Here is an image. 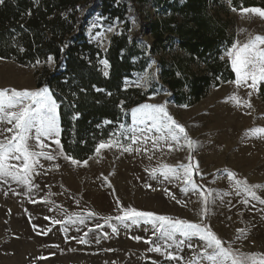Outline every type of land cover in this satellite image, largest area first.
<instances>
[{
  "label": "rangeland",
  "instance_id": "374dc122",
  "mask_svg": "<svg viewBox=\"0 0 264 264\" xmlns=\"http://www.w3.org/2000/svg\"><path fill=\"white\" fill-rule=\"evenodd\" d=\"M82 2H88L83 11L84 34L87 41L103 54L98 60L103 73L105 70L109 73L110 65L108 62L109 66L105 69L100 61L107 60L106 54L115 37L125 36L129 44L136 38L146 48L144 69L134 71L124 79V89H137L140 96L146 95V98L128 109V122L112 125L104 123V126H112L109 137L104 142L111 138L112 133L121 131V124L125 128L143 127L133 125L131 109L144 103L166 104L169 114L185 127L189 137L196 142L194 150L191 151L194 161L199 165V175L194 174L195 181L201 186V190H213L205 223L222 240L234 242L233 247L240 248L243 252L264 253V211H261L264 210V204L251 200L248 207H244L240 203L242 195H236L234 182L227 178V171H232L237 174V179H247L249 184L264 185V138L244 135L246 130L264 127V83L260 84L259 92L250 98L247 96L248 89L242 88L238 92L242 99H250L252 108L243 105L236 107L231 101L225 102L234 91V85L227 82L235 79L230 59L226 55L227 49L237 39L244 42L249 34L264 35V19L252 13H243L242 9H264V0H238L237 7H234L233 0L210 3V15L226 23V32L231 43L224 44L218 56L209 59L211 64L216 65L219 62L223 65L219 75L214 76L208 65L200 60L192 65L194 72L210 77L212 85L199 101L191 103L189 97L188 103L182 104L177 103L175 94L164 87L161 77L162 62L169 69L177 58L185 55L177 42L173 47L149 57V49L153 44L149 23L164 19L169 13L164 14L157 9L153 0ZM183 2L180 1L181 4ZM246 2L254 5L246 6ZM106 4H110L108 6H111V11L118 9L122 14L125 8L124 19L120 15L114 17L110 13L106 14L103 9ZM109 28L113 30L108 31ZM49 57L53 58L51 64L48 62ZM49 57L32 63H21L16 58L0 56V89L38 90V80L43 71H53L55 68L54 57ZM141 60L142 57L132 59L135 64ZM229 72L232 73L231 78ZM137 82L140 86H137ZM183 91L189 96V88L185 87ZM52 95L56 100L53 93ZM56 102L59 106V139L62 144L60 103L57 100ZM46 143L51 144L48 151L56 148L51 141ZM121 143L127 144L129 141L121 137ZM133 147H141L142 150L140 153H126L112 148L102 149L99 154L95 151L85 160L87 165H73L60 156L52 161L41 158L43 168H37L40 174L32 178L36 187L31 191L11 180L0 183V264H144L153 261L157 264H183L180 261L165 260L158 253L148 252L149 245L131 238L141 236L147 239L151 236V231H145L150 228L148 225L141 224L125 229L118 221L113 220L111 223L118 226V233L113 234L107 225L95 229L97 223L104 224L101 217L120 214L117 199L124 207L131 206L192 222L200 221L202 204L198 194L189 192L185 195L180 191L182 182L179 180L169 182L159 173L157 178L150 175L152 168H159L163 164L175 166L178 163H188L190 150L187 145L181 141L178 149L174 147L169 150L164 146L157 151L152 147L151 141L146 144L142 141ZM144 148L148 151H143ZM149 156L152 158L149 159ZM165 189L182 203L177 204L165 193ZM256 191L264 198V188ZM184 204L186 206H182ZM88 211L98 215L86 219L84 224L67 222L69 216L75 219L77 216H86ZM55 220L65 223L56 224ZM64 227L68 229L67 232L62 231ZM89 228L95 229L86 237L89 242L79 243V237ZM238 228L247 229L246 239H235ZM104 233H108L106 238ZM190 242L194 245L202 243L195 237ZM176 251L184 260L193 255V250L187 246Z\"/></svg>",
  "mask_w": 264,
  "mask_h": 264
},
{
  "label": "trees",
  "instance_id": "16d2710c",
  "mask_svg": "<svg viewBox=\"0 0 264 264\" xmlns=\"http://www.w3.org/2000/svg\"><path fill=\"white\" fill-rule=\"evenodd\" d=\"M82 1L4 0L0 4V56L16 58L21 63L54 57V70H44L37 87L49 88L60 103L64 151L76 160L85 161L109 137L111 125L128 122V109L145 100L146 95L140 96L139 90L124 89V79L144 69L146 48L136 38L129 44L127 37H115L106 54L110 70L104 76L98 65L103 54L84 34L83 11L88 2ZM180 1L153 0L157 9L169 15L149 23L153 37L149 57L177 42L185 55L177 58L169 69L162 62L161 77L164 87L182 104L188 103L189 97L191 103L199 101L212 85V79L194 72L192 65L200 60L214 76L219 75L223 65L211 64L209 59L217 57L220 48L231 43V38L227 36L226 23L210 15V3L217 4L219 0H183L182 4ZM108 5L103 8L106 14L124 19L125 8L122 14L118 9L111 11ZM233 5L237 7L238 0H233ZM134 57L142 60L135 64ZM228 75L232 77V73ZM185 87L190 90L189 96L183 91ZM105 121H111V125L104 126Z\"/></svg>",
  "mask_w": 264,
  "mask_h": 264
},
{
  "label": "snow or ice",
  "instance_id": "6c2138e0",
  "mask_svg": "<svg viewBox=\"0 0 264 264\" xmlns=\"http://www.w3.org/2000/svg\"><path fill=\"white\" fill-rule=\"evenodd\" d=\"M3 3L4 0H0V4ZM232 10L237 11L236 8H232ZM242 12L252 13L264 19V9L259 7L242 9ZM112 30V28L108 29V31ZM226 55L230 59L235 79L227 82L234 85V91L226 98L225 102L231 101L236 107L243 105L252 108L250 99H242L238 92L242 88L248 89L247 96L250 98L254 93L259 92L260 84L264 83V35L249 34L244 42L237 39L227 49ZM223 58L221 57V59ZM52 60V57L48 58L49 64L52 63ZM100 63L104 65L105 69L109 66L107 60H102ZM153 63L155 62L153 61ZM103 74L108 76V71L105 70ZM137 86H140L139 82H137ZM97 91L103 90L97 89ZM109 95L111 94L109 93ZM58 107L47 87L38 90L0 89V183H8L11 180L26 186L31 191L33 187H36L32 178L40 174L37 168H43L41 158L52 161L60 156L73 165L81 163L87 165V161H78L64 152L59 139L61 129L58 122ZM183 107H187V105H183ZM246 114L250 115L251 113ZM131 117L133 125H142L143 127L125 128L121 124V131L112 133L107 142H100L95 149L96 153L99 154L102 149L110 150L112 148L126 153L133 151L140 153L141 147L134 148L133 145H139L142 141L144 144L151 141L152 147L157 151L162 150L164 146L173 150L174 147L178 149L183 141L190 150L189 162L178 163L175 166L163 164L159 168H152L150 175L157 178V173H159L164 180L169 182L179 180L182 182L180 191L185 195L189 192L198 194L202 204L199 214L200 221L192 222L152 211L138 210L131 206L124 207L117 199L116 204L120 214L114 217H101L104 224L97 223L95 229H101L107 225L111 232L116 234L119 228L116 224L111 223L113 220L118 221L119 225L125 229L141 224L148 225L150 228H146L145 231H151V236L147 239L141 236L131 238L137 242L143 241L149 245L148 252L158 253L168 261H180L183 264H205V262L207 264H264V253L243 252L240 248L233 247L234 242L229 243L222 240L212 231L211 226L205 223L208 214L207 206L213 196V190H201V186L195 181L194 174L199 175V165L194 161L191 151L194 150L196 142L189 137L185 127L169 114L166 104H140L131 109ZM105 123H111V121H105ZM6 125H10V127H6ZM244 135L264 138V127L246 130ZM121 137L128 140L129 143H121ZM46 141H51L56 148L48 151L51 144ZM143 151L147 152L148 149L144 148ZM56 167L58 168L59 165ZM236 176L235 172L227 171L228 180L234 182L236 195H242L240 203L244 207H248L251 200L264 204V198L256 191L264 188V185L249 184L247 179H237ZM165 193L177 204L182 203L168 189H165ZM182 206H186V204ZM252 207L255 208V205ZM97 215L96 212L88 211L86 216H77L75 219L69 216L67 222L84 224L86 219ZM54 223L64 224L65 221L55 220ZM95 229L89 228L83 236L79 237L78 242L87 244L89 241L86 237ZM62 231L67 232L68 229L64 227ZM107 235L108 233H104L105 238ZM247 235V229L238 228L235 239H246ZM194 237L202 243L192 244L190 241ZM97 242H99V238H97ZM184 246L193 250V255L188 260H184V257L176 251L182 250ZM152 264H157V262L153 261Z\"/></svg>",
  "mask_w": 264,
  "mask_h": 264
}]
</instances>
